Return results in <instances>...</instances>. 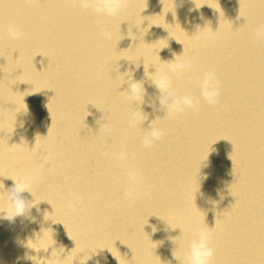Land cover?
Returning a JSON list of instances; mask_svg holds the SVG:
<instances>
[{"label":"bare ground","instance_id":"obj_1","mask_svg":"<svg viewBox=\"0 0 264 264\" xmlns=\"http://www.w3.org/2000/svg\"><path fill=\"white\" fill-rule=\"evenodd\" d=\"M175 56L191 70L170 72ZM154 67L178 96L215 72L217 103L145 105L148 121L130 123L127 79L152 100ZM152 121L163 135L145 148ZM13 180L34 202L10 221ZM201 230L211 264H264V0H124L115 17L0 0V264H186Z\"/></svg>","mask_w":264,"mask_h":264},{"label":"clouds","instance_id":"obj_2","mask_svg":"<svg viewBox=\"0 0 264 264\" xmlns=\"http://www.w3.org/2000/svg\"><path fill=\"white\" fill-rule=\"evenodd\" d=\"M124 0H82L84 7H88L90 4L93 6L97 15L102 17H115L120 14L123 7ZM258 35L260 32L258 31ZM7 35L10 39H18L22 35L21 31L15 25H9L7 29ZM105 38H109L110 34L104 32ZM179 43V42H178ZM180 56V55H178ZM169 66V71L172 73H184L191 70V62L177 61L175 56L173 61L166 62ZM155 68V67H154ZM155 72H151V78L146 73L147 81L150 85L154 86L159 95L152 100L147 99V90L144 80H135L132 76L127 79L128 88L122 92L129 98L137 100L139 111L133 112L130 117V123L135 124L140 121L145 124L148 121L149 116L144 111V106L147 105L153 110H157V103L159 104V110L166 112V115L182 112L185 109H195L198 106L199 101L202 99L209 105H215L219 96V84L215 72L208 71L203 73L198 80L199 97L191 94L176 95L172 88L170 76L155 68ZM128 73V72H127ZM125 73V74H127ZM142 101V103L140 102ZM155 121V120H154ZM154 121L146 129L142 138V144L145 148H150L155 141L160 139L163 135L162 131L154 126ZM116 159L124 161L127 158V154L123 151L115 154ZM128 190L125 195L128 199H135L136 186L139 180V174L135 169H128L126 172ZM11 188L7 189V197L13 209L12 218H7L8 214L4 213L3 218H7L10 221L17 217H25L33 208V202L29 201L24 193H30L23 181L17 182L15 180ZM31 194V193H30ZM32 195V194H31ZM39 211V209H38ZM47 213H45L46 217ZM173 241L176 238H170ZM210 235L208 231L201 230L197 232L191 239L187 252H186V264H211L214 251L210 246ZM51 252V257L53 253ZM175 258V251L173 252ZM176 259V258H175ZM80 264V259H77ZM88 264V262H87ZM170 264V262H169Z\"/></svg>","mask_w":264,"mask_h":264}]
</instances>
